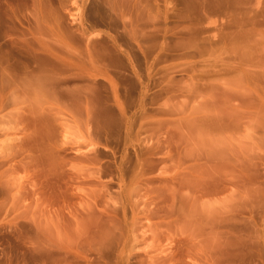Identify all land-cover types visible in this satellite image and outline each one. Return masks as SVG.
Masks as SVG:
<instances>
[{"label": "rangeland", "instance_id": "obj_1", "mask_svg": "<svg viewBox=\"0 0 264 264\" xmlns=\"http://www.w3.org/2000/svg\"><path fill=\"white\" fill-rule=\"evenodd\" d=\"M0 264H264V0H0Z\"/></svg>", "mask_w": 264, "mask_h": 264}]
</instances>
